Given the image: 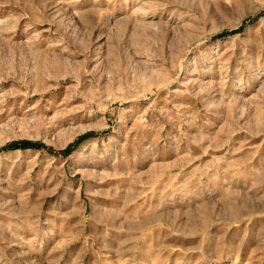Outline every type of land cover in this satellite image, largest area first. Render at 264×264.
<instances>
[{"label": "rangeland", "instance_id": "374dc122", "mask_svg": "<svg viewBox=\"0 0 264 264\" xmlns=\"http://www.w3.org/2000/svg\"><path fill=\"white\" fill-rule=\"evenodd\" d=\"M0 264H264V0H0Z\"/></svg>", "mask_w": 264, "mask_h": 264}, {"label": "trees", "instance_id": "16d2710c", "mask_svg": "<svg viewBox=\"0 0 264 264\" xmlns=\"http://www.w3.org/2000/svg\"><path fill=\"white\" fill-rule=\"evenodd\" d=\"M234 32L235 31L221 33L219 36L232 34ZM75 144H76V142L68 145V147L66 149H64L63 154H65V155L68 154L72 150V148ZM15 147H19V148H26V147L42 148V147H44V145L42 143H39V142L19 141V142L11 143V144L5 146L4 148H15Z\"/></svg>", "mask_w": 264, "mask_h": 264}]
</instances>
